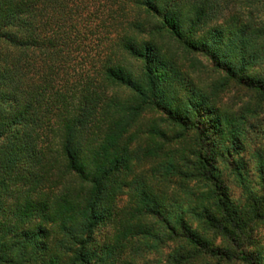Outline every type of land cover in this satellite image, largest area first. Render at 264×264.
<instances>
[{"label": "trees", "instance_id": "trees-1", "mask_svg": "<svg viewBox=\"0 0 264 264\" xmlns=\"http://www.w3.org/2000/svg\"><path fill=\"white\" fill-rule=\"evenodd\" d=\"M261 11L0 0V264H264Z\"/></svg>", "mask_w": 264, "mask_h": 264}, {"label": "rangeland", "instance_id": "rangeland-1", "mask_svg": "<svg viewBox=\"0 0 264 264\" xmlns=\"http://www.w3.org/2000/svg\"><path fill=\"white\" fill-rule=\"evenodd\" d=\"M248 15H250V14H248ZM252 15L259 20L258 21L259 24L264 25V11H261V14H252ZM201 62L206 64V61H205L204 58L201 59ZM211 80L212 79H208V77H206L203 81L206 82V83H210ZM220 98H221V100H222V102L224 104L229 105V104H232V103H236L237 104L236 108L240 107V109L243 107L245 102L246 103L248 102V98L247 97L242 96L240 98H237V95L234 94V93H223V92H221L220 93ZM251 104H253V103H251ZM244 109H245V106H244ZM253 109L254 108H253V105H252L251 106V111ZM251 111H249V112H251ZM246 115L250 116L249 126L250 125H254L257 128H263L264 127V118L259 119L255 115H252V114H246ZM243 156L245 157L247 162H251L252 161L250 153L246 152ZM246 170H247V179L250 180V181H253L254 184L255 183L259 184V187H260L261 184H263V182L259 178V175H258V172H257L258 168L255 167V163H253V162L249 163L247 165ZM237 186L234 185L232 187V190H233V193H234L235 197L236 198H240L241 197L242 188L240 186L239 187H237ZM139 246L141 248H139L140 249V255L138 256V264H163L166 261L168 253H169L168 249H166V248H156V247H151V246H143L141 244Z\"/></svg>", "mask_w": 264, "mask_h": 264}]
</instances>
